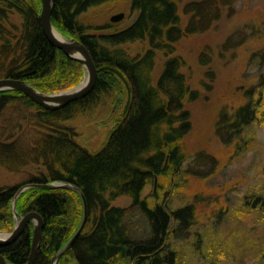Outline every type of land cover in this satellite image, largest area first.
I'll list each match as a JSON object with an SVG mask.
<instances>
[{"label": "trees", "instance_id": "obj_1", "mask_svg": "<svg viewBox=\"0 0 264 264\" xmlns=\"http://www.w3.org/2000/svg\"><path fill=\"white\" fill-rule=\"evenodd\" d=\"M110 1L55 0L53 6V27L82 43L96 66L97 81L87 96L59 110H46L20 91L0 92V170L25 176L18 183L0 185V231L12 230V200L23 187L63 182L82 193L87 219L56 264H183L187 254L202 257L210 243L216 246V235L228 222L237 221L247 232L264 222V187L245 193L234 208L214 209L219 195L195 194L179 205L171 203L182 198L180 190L189 178L209 180L221 165L205 152L189 153L183 144L193 127L187 105L201 97L199 89L212 90L215 74L204 72L194 89L183 70L185 61L175 55L177 44L184 35L208 30L238 0H190L181 12L183 0H130L137 13L134 21L119 29V23L109 20L104 27L108 32L98 34L93 31L98 28L83 22V15ZM39 13L40 0H0V79L22 80L40 92L72 87L84 68L51 46ZM253 40L261 44L250 52L249 62L264 67V21L246 24L218 49L223 55ZM135 42L146 43L142 56H131L122 47ZM210 61V54L199 57L201 65ZM261 75L257 87L246 90L244 104L222 107L216 118L214 134L232 149L230 159L257 146L249 130L264 125V70ZM107 101L110 106L123 102L122 109L107 142L90 151L76 140L72 123ZM157 178L164 183L160 197L145 196ZM231 190L221 193L227 196ZM120 197L129 198L130 205H114ZM16 209L19 215L36 212L43 219L34 264H51L83 214L80 195L66 188H28L16 198ZM135 212L145 220L146 232L137 239L126 222ZM32 235L30 223L15 242L0 247V255L8 264H26ZM250 247L253 264H264L263 239L258 236ZM204 257L206 264H220Z\"/></svg>", "mask_w": 264, "mask_h": 264}, {"label": "rangeland", "instance_id": "obj_2", "mask_svg": "<svg viewBox=\"0 0 264 264\" xmlns=\"http://www.w3.org/2000/svg\"><path fill=\"white\" fill-rule=\"evenodd\" d=\"M129 1L111 0L98 8L90 9L83 15V22L87 26L98 28L99 30H93L98 34L107 33L108 30L104 27L108 24L110 17L124 13V19L117 22L119 23L117 27L119 29L127 27L137 15L135 11L131 10ZM189 1L183 0V3L179 6L180 12L183 4ZM12 20L15 23L18 21L14 17ZM181 20L182 26H184L187 22V17L183 15ZM263 21L264 0H238L232 6L231 11H228V9L224 10L221 18L214 21L208 30L193 35H184L177 44L175 55L185 61L186 66L183 70L189 75V84L194 89L199 88V81L202 79L204 72L212 71L215 74L212 90L205 92L199 89L201 97L194 103L187 105L191 112L193 127L192 131L184 138L183 144L189 153L205 152L216 157L221 165L217 173L209 180L189 178L180 190L183 195L182 198L174 197L175 199L171 201L174 205H179V203L195 194H203L204 196H220L219 203L214 209L221 206L234 208L245 193L253 190L258 191L259 188L264 187V125H254L249 130L257 141V146L254 150L234 159H230L232 149L224 146L214 134V124L220 109L225 106L233 107L244 104L246 102V90L250 87H257L264 70L263 65L254 68L252 63L249 62L250 52L258 50L261 44L260 41L253 40L246 43L244 47H238L230 52H225L223 55L220 54L218 47L246 24H261ZM57 32L62 35L59 31ZM63 37L70 40L65 36ZM122 47L129 55L138 57L144 54L146 43L135 42L125 44ZM203 53L210 54L211 58L210 63L206 66L201 65L199 62V57ZM159 58L161 61L165 60L161 56ZM86 77L87 74L84 70L81 80L74 86L60 91L41 93L57 94L76 89L80 87ZM122 101H124V98ZM108 104H111V102L108 103L107 101L104 104L102 102L94 110L85 115H79L72 123L73 129L77 134L76 140L90 151H98L107 142L114 123L118 119L123 102L121 105L118 101L111 106ZM113 108L116 111H111ZM196 169L203 170L202 168H193V170ZM24 179V174L16 175L0 170V185L18 183ZM163 185L162 179H155L153 183L147 186L144 195L149 196L152 193L153 197L159 198V191L164 187ZM221 186H226V189H221ZM24 188L26 187L22 189ZM223 190L231 191L227 196H224L221 193ZM16 196L12 203L15 200L14 206L17 212ZM130 203L129 198L120 197L113 204L126 208ZM201 219L206 220L202 216ZM126 222L135 239H137V236L143 237L144 233H146L145 220L137 212L128 216ZM236 223L232 222L230 224L228 222L222 227L221 233L216 235L217 245L214 246L210 243L207 251L204 252V256H210L211 260H219L220 264H253V251L250 246L258 240V236L264 241V222L257 223L256 231L250 232H247L246 227L244 228L242 225L240 226L243 228L238 227ZM249 227L250 229L253 228ZM11 231H0V234L5 236ZM204 256L196 258L187 254L183 259V264H206L209 260L205 259Z\"/></svg>", "mask_w": 264, "mask_h": 264}, {"label": "water", "instance_id": "obj_3", "mask_svg": "<svg viewBox=\"0 0 264 264\" xmlns=\"http://www.w3.org/2000/svg\"><path fill=\"white\" fill-rule=\"evenodd\" d=\"M40 3L41 7L39 13V22L44 37L51 44V46L62 51L68 58L79 62L83 66L87 74L86 83L85 85H80V87L70 91L57 94H44L36 90L32 85L25 81L15 79H0V92L17 90L22 92L26 97L46 110H59L73 101L84 98L93 90L97 81V69L88 49L82 43L74 39L68 40L64 38L53 27L51 23V15L55 0H40ZM123 17L124 14L119 13L112 16L110 20L111 22L116 23L122 21ZM53 30L56 31L59 36L64 38L65 41H61L55 38V36L53 35ZM32 187L71 189L76 191L82 199L83 214L81 223L70 240L53 257L51 264H56L60 256L71 246L77 236L81 233L87 219V205L82 193L75 186L63 182H54L46 185L26 186V188L21 189L18 192L16 198L22 191ZM14 205L15 200L12 203V210L16 224L14 225V228L10 233L6 234L5 236H2L0 234V247L15 242L23 233L28 224L31 223L33 225V235L31 240L30 254L26 264H34L40 247L43 219L36 212H29L23 216H19L15 211ZM0 264H8L7 260L2 255H0Z\"/></svg>", "mask_w": 264, "mask_h": 264}, {"label": "bare ground", "instance_id": "obj_4", "mask_svg": "<svg viewBox=\"0 0 264 264\" xmlns=\"http://www.w3.org/2000/svg\"><path fill=\"white\" fill-rule=\"evenodd\" d=\"M53 35L55 36V38H57L58 40H61V41H65L64 38H62L61 36H59V34L53 30ZM86 83V79L85 81L81 84V86L85 85Z\"/></svg>", "mask_w": 264, "mask_h": 264}, {"label": "flooded vegetation", "instance_id": "obj_5", "mask_svg": "<svg viewBox=\"0 0 264 264\" xmlns=\"http://www.w3.org/2000/svg\"><path fill=\"white\" fill-rule=\"evenodd\" d=\"M124 14V13H123ZM111 18V17H110ZM123 19H124V17H123ZM111 21V20H110ZM114 23V22H113ZM117 23V22H116Z\"/></svg>", "mask_w": 264, "mask_h": 264}]
</instances>
